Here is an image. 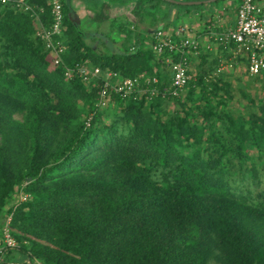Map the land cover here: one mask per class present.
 I'll return each instance as SVG.
<instances>
[{"label": "trees", "instance_id": "1", "mask_svg": "<svg viewBox=\"0 0 264 264\" xmlns=\"http://www.w3.org/2000/svg\"><path fill=\"white\" fill-rule=\"evenodd\" d=\"M180 1L134 0L125 47L103 52L118 42L86 43L62 0L63 63L156 76L161 91L171 73L138 26L166 30ZM29 2L49 26V1ZM37 30L0 3V236L6 211L17 242L0 264H264V99L202 63L178 96L109 93L97 107L102 79H67Z\"/></svg>", "mask_w": 264, "mask_h": 264}, {"label": "built area", "instance_id": "2", "mask_svg": "<svg viewBox=\"0 0 264 264\" xmlns=\"http://www.w3.org/2000/svg\"><path fill=\"white\" fill-rule=\"evenodd\" d=\"M50 3L49 26L45 25L41 14L45 12L44 7H36L29 0H0L2 4H12L14 7L28 11L38 23L37 36L44 42L45 48L51 53L54 65H63L64 75L67 79L75 76L83 82H90L100 78L101 87L97 93V107H104L107 102V95L113 93L121 97L140 96L149 94L155 96H178L182 89L191 79L190 60L198 53L199 42L196 39L187 38L188 27L179 26L173 31L155 28L152 30L151 48L155 54L161 57L170 73V82L161 91L158 87H151L156 84L158 78L154 77H121L113 71H103L97 66L90 64H78L74 66L65 65L62 56L65 53L63 45L62 26L63 11L62 0H48ZM213 40L224 49L230 51L232 59L227 62L221 60L217 71L224 68L243 66L249 75L264 76V0H240L236 8V21L233 27L221 32H214L211 35ZM176 58V59H175ZM147 85V86H146ZM88 124V123H87ZM22 193V192H21ZM21 200L27 197L22 193ZM11 215L6 218L1 228L0 236V259L9 248L17 246L15 238L10 231ZM29 264H43L39 260H27Z\"/></svg>", "mask_w": 264, "mask_h": 264}, {"label": "rangeland", "instance_id": "3", "mask_svg": "<svg viewBox=\"0 0 264 264\" xmlns=\"http://www.w3.org/2000/svg\"><path fill=\"white\" fill-rule=\"evenodd\" d=\"M194 1H200V0H182L180 2L181 3L183 2L184 4L182 3L180 5H173L172 6L173 7L172 9L175 10V17L173 18L172 26L174 27V29L179 27V26L190 27L191 29H189V31L186 32V37L196 39V40H202L203 37L205 38V36L203 34H200V29L202 28L203 23L210 17V15L213 14L212 16L214 19L219 15V13L221 14V12L224 13V15L226 13H231V10H232L231 4H235V3L238 4L240 0H214V1L201 0V1H205V2L200 3V4L188 3V2H194ZM115 6H117V7H115ZM166 7L169 8L170 6H168V4H167ZM113 8L114 9H112V11H113L114 15H116L115 18L117 19L115 22L114 21L112 22V25L114 26V28L110 29L109 24H107V23L103 24L101 26L102 30L106 31L105 34H108V35L103 36L102 33L98 34L96 32H93L94 38L91 37L93 40H95L94 43H100L101 39H103L104 41H107V36L110 35L112 38H114L118 42L115 47H110V48L103 47V49H102L103 52H110L111 49H113V48L114 49L116 48L117 50H123V48L125 47L126 42H127V40L124 38V35L121 34V32L117 28L119 22H127L129 19V18L123 17L124 14L126 16L130 15V13L126 12V3L124 1L123 2H116L115 5H113ZM172 9H170V10H172ZM154 11L159 14V12H160L159 4H158L157 8L154 9ZM110 16H111V14H110ZM88 20H90V21H88ZM88 20L82 19L81 23L79 24L80 27L81 28L83 27L82 29H84V27H85V29H86V27L91 26L90 27L91 30H96L97 24L94 22V20L91 21L90 18H88ZM91 38L88 37L87 35L84 36V40L88 44H92ZM151 39H152V36H151V38L147 37V36L145 38V36L143 35L144 41L142 43V48L144 50H146V51L148 49L151 50V45H150ZM128 41H129V39H128ZM119 42H122V44H119ZM96 45L97 44H95V46ZM157 57H158V55H156L155 59H157ZM192 57L190 60V69H191V71H195L196 68L198 69L202 65L199 66L200 60L198 62L196 60L194 61V60H192ZM203 66L204 67L206 66L205 67L206 69L205 68H202V69L208 70L209 64L205 65V63H204ZM243 66H244V63H243ZM243 66H241L240 71H227V72L225 71V73H227L229 78L232 79L234 82H236V80L239 81L238 78H241L243 80L242 84L243 83L245 84L243 86L246 87L245 93L247 92L248 94H250L255 99H259V98L264 99V88H263L264 87V85H263L264 81L259 78L260 79L259 81H256V80L251 81L249 83L250 86H248L249 84H247V83L249 81V76L247 73H245V70L242 68ZM235 97H236V101H233V103L234 102L237 103L238 99L239 98L241 99V95H239V94H236ZM242 100L245 103L246 99L244 97H242ZM15 117H18V115H15ZM0 143H1V141H0ZM22 195L23 194L19 191L17 193V197L14 198V201L15 202L17 200L22 201L21 200ZM10 204L11 203H8L4 207V211L8 208V206ZM10 215L11 214L6 213V211L3 213L2 219H1V225L2 226L5 223L6 218ZM2 226H1V228H2ZM208 264H220V263L212 260Z\"/></svg>", "mask_w": 264, "mask_h": 264}, {"label": "crops", "instance_id": "4", "mask_svg": "<svg viewBox=\"0 0 264 264\" xmlns=\"http://www.w3.org/2000/svg\"><path fill=\"white\" fill-rule=\"evenodd\" d=\"M68 1H69L70 8H71L70 14L72 15L74 21L77 22L78 24L81 23L82 19L88 20V18H90L91 21L95 19L94 22L97 24L96 30H91L90 29L91 26L86 27V29L84 27L83 29L86 35L90 38L93 37L94 35L93 32H96L98 34L102 33L103 36L108 35V34H105L106 31H103L101 26L107 23L110 25V29L114 28L111 22V19L113 18L116 19L115 18L116 15H114L112 11V9H114L113 5H115L116 2H123L121 0H68ZM133 1L134 0H124V2L126 3V12L130 13V15L129 16H126L125 14L124 15L122 14V15L123 17L129 18L128 21H131L134 19L131 13ZM172 8L173 7H170V9ZM231 8H232L231 13H226L224 15V13L221 12V14L219 13V15L214 19H213V16H212L213 14H212L203 23L202 28L200 29V34H203L205 38L203 37L202 40H198L199 42L198 53L193 55L192 60L194 61L196 60L197 62L200 60L199 64L205 63V65H208V64L209 66L213 65V67H215V71H217L221 60L224 61L225 59L227 62H229V59H232V56L230 55V51H228V49H224L223 47L219 46L213 40V37L211 36L212 33L214 32H221L235 25L237 3L231 4ZM170 9H168L169 12H168L167 18L164 19L162 22H160L161 23L160 26L166 23H169L168 28H166V30L173 31L174 27L172 26V21H173V18L175 17V10L173 9L170 10ZM100 17H101V20H100ZM138 27H139V36H137L136 38L141 39L143 36L142 30L143 29L145 30L146 24L144 25L139 24ZM188 28L191 29L190 27ZM133 41L134 40L130 41L129 45H132ZM91 43H93V40L91 41ZM241 66L224 68L221 71H226V72L227 71H240Z\"/></svg>", "mask_w": 264, "mask_h": 264}, {"label": "water", "instance_id": "5", "mask_svg": "<svg viewBox=\"0 0 264 264\" xmlns=\"http://www.w3.org/2000/svg\"><path fill=\"white\" fill-rule=\"evenodd\" d=\"M208 1H214V0H208ZM201 1H194V2H188V3H200ZM205 2V1H204ZM183 3V2H182ZM184 4V3H183Z\"/></svg>", "mask_w": 264, "mask_h": 264}]
</instances>
